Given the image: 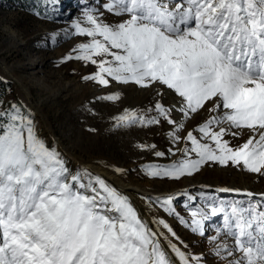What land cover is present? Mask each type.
<instances>
[{"label": "snow or ice", "instance_id": "snow-or-ice-1", "mask_svg": "<svg viewBox=\"0 0 264 264\" xmlns=\"http://www.w3.org/2000/svg\"><path fill=\"white\" fill-rule=\"evenodd\" d=\"M101 7L118 17L117 22H106L100 8H85L72 21L71 34L89 39L64 61L96 65L98 71L84 79L104 86L113 80L166 86L180 97L179 111L186 118L202 110L217 113L194 130L199 138L193 131L186 133L181 160L145 165L146 174L179 180L212 162L242 164L264 176V0H105ZM58 36H51L53 43ZM103 99L115 101L119 94ZM3 103L0 100V264H173L162 238L180 264H198L199 257L190 258L154 230L129 197L105 178L87 169L72 173L62 154L38 134L34 116L24 105L4 108ZM153 111L156 115L148 116L126 110L115 118L116 126H151L164 120L173 125L169 135L179 142L184 124L172 118L173 110L158 102ZM233 129H248L251 135L233 147L225 139L237 135ZM173 199L155 198L178 216L170 207ZM260 201L232 203L230 210L222 204L194 208L191 221L182 222L204 234L205 221L224 213V224L212 239L222 233L233 244H218L216 254L238 253L239 259L229 264H264V195ZM154 223L179 239L166 221Z\"/></svg>", "mask_w": 264, "mask_h": 264}, {"label": "rangeland", "instance_id": "rangeland-1", "mask_svg": "<svg viewBox=\"0 0 264 264\" xmlns=\"http://www.w3.org/2000/svg\"><path fill=\"white\" fill-rule=\"evenodd\" d=\"M104 2L105 0H0V80L5 82V93L0 100L4 102L3 107L7 108L10 104L24 105L32 112L38 134L46 142L38 124L42 114L54 136L73 155L64 157L72 173L90 167L87 170L105 178L129 199V194L103 175L104 172L128 186L132 184L142 189L144 195L141 198L153 227L164 233L168 240L190 258L199 257L198 264H229L233 258L239 259L238 253L234 257L216 254L218 244H233L232 238L222 233L217 240L212 239L224 224V213L205 221L204 234L193 232L182 221H191L194 208L209 210L212 204H222L225 210H230L232 203H260V197L264 195V176L247 171L242 164L231 163L222 166L209 162L196 174L179 180L153 178L144 169L145 165H170L181 160L188 144L184 139L186 133L193 131L199 138V133L194 130L217 113L202 110V113L186 118L179 111L180 97L166 86L156 83L150 87H141L135 83L125 84L114 80L110 85L104 86L84 79L98 71L96 65L76 59L64 61L66 55L74 54L73 49L89 39L71 34L72 21L81 17L87 7L104 11L101 7ZM104 19L114 23L119 18L104 11ZM65 31L69 35L65 36ZM54 33H60L56 43L51 40ZM9 69L22 81L30 96L23 91L16 77L7 72ZM115 93L119 94L118 100L103 99ZM136 98L139 100L136 101ZM158 102L171 108L172 118L184 124V129L178 132L181 136L179 142H174L169 135L175 131L173 125L164 120L151 126H116L115 118L126 110H135L148 116L156 115L153 109ZM33 103L38 110L33 108ZM133 103L134 107H126ZM207 107L210 109L208 105ZM232 131H236L237 135H228L225 139L233 147L244 144L251 135L248 129ZM140 145H155V148H142ZM158 151L165 155L156 156ZM72 157L75 158L73 162L70 161ZM219 170L228 171L226 177L217 174ZM232 179H237L234 184L235 187L240 186L237 190L249 188V192L254 195L248 197L246 193L240 194L238 191H219L222 188L228 189L234 181ZM190 183L198 185L193 191H185L184 188ZM170 195L174 197L170 207L178 216L165 211L155 200ZM192 197L195 199H191ZM158 220L166 221L179 239L172 237L162 225L154 223Z\"/></svg>", "mask_w": 264, "mask_h": 264}, {"label": "bare ground", "instance_id": "bare-ground-1", "mask_svg": "<svg viewBox=\"0 0 264 264\" xmlns=\"http://www.w3.org/2000/svg\"><path fill=\"white\" fill-rule=\"evenodd\" d=\"M7 72H10L12 74V71L9 69ZM13 75V74H12ZM14 76V75H13ZM16 77V76H14ZM16 79L18 80L19 84L21 85V88L23 89V91L28 95H29V90L24 86V84L22 83V81L16 77ZM139 99L136 98V101H138ZM141 104V103H140ZM181 106V105H180ZM209 108L211 109L212 108V105L211 104H208ZM126 107H134V103L133 104H127ZM139 107H142L141 105H139ZM33 108L35 110H38V108L35 106V104L33 103ZM208 108V107H207ZM203 112V111H202ZM201 112V113H202ZM206 113V112H205ZM38 124H39V127L42 131V134H43V137L46 139V142L49 143V144H52L54 145V147L62 154L63 157H69V156H73L71 153H69L67 151V148L62 145L61 141L58 140L54 134L52 133L51 129L49 128L48 126V123L45 119V117L41 114L40 115V118H39V121H38ZM188 124V123H187ZM186 126V125H185ZM71 162L75 161V158L72 157V159L70 160ZM84 164V163H83ZM79 165H82V164H79ZM85 166V165H83ZM90 170V167L87 168ZM96 171V170H95ZM100 173V172H99ZM217 174H220V175H223L224 177H226V175L228 174V171L225 172V170H219L218 172H216ZM103 175L107 176L108 179L110 178L112 181H114L119 187H121V190L128 193L129 196H130V200L131 202L133 203L134 207L137 208V211L139 212V214L141 215V217L143 219H145L146 221L149 222V225L154 229L156 230L154 227H153V222L151 220V217L149 215V213L147 212V209L145 207V204L143 203L142 201V198H141V195H144V191L142 189H140L138 186H133L132 184L131 185H127L125 184L123 181L121 180H117L116 178H114L112 175H109L107 173H103ZM234 180L232 183H231V186H229L228 189H230V192H239L240 194H244V193H247L249 192V188L248 189H243L242 191H239L237 190V188L239 187H235L234 184H235V181L237 179H232ZM198 184H188L187 185V188H184L185 191H193L196 186ZM157 195V194H156ZM259 196V195H257ZM256 196V197H257ZM260 202V200H259ZM161 243L162 245H164L165 247V250L166 252H168L169 256H171L172 260H173V264H180V261L177 259V257L175 256L174 253H172L171 249L167 247V244L165 243V241L162 239L161 240Z\"/></svg>", "mask_w": 264, "mask_h": 264}, {"label": "trees", "instance_id": "trees-1", "mask_svg": "<svg viewBox=\"0 0 264 264\" xmlns=\"http://www.w3.org/2000/svg\"><path fill=\"white\" fill-rule=\"evenodd\" d=\"M4 85H5V82L0 80V98L4 96V93H5V89L3 88Z\"/></svg>", "mask_w": 264, "mask_h": 264}]
</instances>
